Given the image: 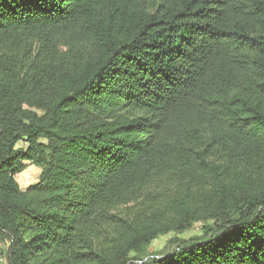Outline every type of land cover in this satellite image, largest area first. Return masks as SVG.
<instances>
[{"label": "trees", "instance_id": "obj_1", "mask_svg": "<svg viewBox=\"0 0 264 264\" xmlns=\"http://www.w3.org/2000/svg\"><path fill=\"white\" fill-rule=\"evenodd\" d=\"M0 240L4 264H264V0H0Z\"/></svg>", "mask_w": 264, "mask_h": 264}, {"label": "rangeland", "instance_id": "obj_2", "mask_svg": "<svg viewBox=\"0 0 264 264\" xmlns=\"http://www.w3.org/2000/svg\"><path fill=\"white\" fill-rule=\"evenodd\" d=\"M24 144L18 143L17 149H23ZM40 175V169L31 163L25 162L24 170L17 174L16 181L21 190H25L30 185L38 181ZM201 227L202 225L195 224L192 228L183 233L171 232L166 235L158 237L156 240L152 241L149 245L148 252L152 257H160L167 255L174 250V248L181 242L190 241L192 239L201 237ZM7 241L0 240V256L1 264L5 263L7 257Z\"/></svg>", "mask_w": 264, "mask_h": 264}]
</instances>
